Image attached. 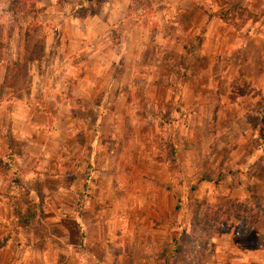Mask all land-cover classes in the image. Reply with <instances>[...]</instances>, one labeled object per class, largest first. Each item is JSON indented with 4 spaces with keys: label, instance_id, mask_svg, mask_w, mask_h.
<instances>
[{
    "label": "crops",
    "instance_id": "crops-1",
    "mask_svg": "<svg viewBox=\"0 0 264 264\" xmlns=\"http://www.w3.org/2000/svg\"><path fill=\"white\" fill-rule=\"evenodd\" d=\"M8 5L10 0H0V264H60V259H67L68 264H90L94 246L90 241H67L58 235L60 226L53 223L50 232L55 229V234L43 236L47 226L37 220L38 202L67 198L74 202L81 192L84 200L90 201L92 185L99 200L104 199L106 191L102 193L103 187L96 185L105 186L108 179L88 178L86 169L92 165L106 171L110 163L116 169L122 159L119 153L133 145L130 152L139 154L140 146L133 136L129 146L97 145L91 140L96 128L100 132L109 120L116 135L117 123L124 116L122 109L132 104L131 92L137 90L144 109L141 120L152 121L153 135L158 137L166 126L159 129L154 121L163 118L166 105L190 104L199 111L198 106L213 102L209 96L217 85L195 77L173 81L165 76L164 68L166 74L174 72L173 68H196V77L212 73L220 51L229 55L241 39H236L227 20L214 15L213 10L226 6L219 0H154L155 29L130 20L128 0L102 3L98 13L90 1L80 3L77 9L71 0H35L33 9L20 13L17 20L10 17ZM248 22L244 20L242 26L250 28ZM253 24L259 25L258 37H264V20L258 18ZM32 25L39 33L29 30H34ZM113 33L119 39L111 45ZM248 33L244 40H250ZM222 41L226 45L220 50ZM186 42L194 46L193 53L181 51ZM35 43H39L40 53L32 58ZM74 57L77 64L72 62ZM185 59L189 66H180ZM108 60L124 65L120 81L108 84ZM204 60L208 68H203ZM91 61L96 67L92 68ZM160 71L165 78L157 81ZM108 88L111 94L106 92ZM93 97H102L93 116L76 113V105L84 109ZM132 119L135 123L136 118ZM84 137L89 140L85 144ZM159 143L154 140L148 157L136 155L133 162L148 161L153 168L166 169V151L159 149ZM245 198L248 196L238 199ZM55 207L57 212L62 209ZM76 214L73 208L67 214L73 224L63 228L64 233L90 231ZM263 238L259 234L260 248H264ZM103 253L110 258L109 252ZM239 259L240 255L234 257V261ZM254 263L264 264V252Z\"/></svg>",
    "mask_w": 264,
    "mask_h": 264
},
{
    "label": "rangeland",
    "instance_id": "rangeland-1",
    "mask_svg": "<svg viewBox=\"0 0 264 264\" xmlns=\"http://www.w3.org/2000/svg\"><path fill=\"white\" fill-rule=\"evenodd\" d=\"M26 1L35 3V0ZM87 1L95 3V13L102 3L110 2L71 0L77 9ZM152 1L128 0L127 16L155 29ZM219 2H225L226 6L213 13L227 20L238 36L236 39H241L235 49L229 55L224 49L220 51V60L212 65L215 70L209 74L203 72L199 77H196V68H173L170 74H166V68L162 69L173 81L195 77L196 81L216 83V89L209 90L213 102L198 106L199 111L190 104L166 105L163 115L166 120L154 121L159 129L166 126V131L162 130L155 138L152 121L141 120L144 109L140 107V93L133 90L134 100L127 110L122 109L124 116L117 123L119 132L115 135L114 123L107 120L100 132L96 128L91 140L114 148L115 145L129 146L133 136L138 140L140 149L136 152L139 154L135 150L130 152L131 145L118 154L122 159L116 169L111 163L106 171L92 165L86 169L88 178L105 176L108 179L105 186L96 185L103 187L102 193L106 191L104 199L99 200L97 188L92 185L90 201L84 200L81 192L74 202L68 198L38 202L37 220L41 219L43 226H47L44 237L55 234V229L50 232V223H53L60 226L58 235L67 241H90L94 245L90 250V264H228L239 255L240 259L242 255L245 257L233 264H257L254 262L263 256L264 248H260L263 244L257 240L259 234L264 237V37H258L261 31L253 22L258 18L264 20V0ZM12 6L8 5L10 17L17 20L22 13L18 8L23 5L18 3L15 9ZM244 20L249 21L250 28L242 26ZM214 29L219 32V28ZM29 30L39 33L35 27ZM248 32L250 40H244ZM118 39L113 33L111 45ZM187 44L182 43L181 51L193 53L194 46ZM225 45L222 41L220 50ZM39 48V43L32 46V58L39 55ZM72 62L77 64L76 57ZM203 63V68H208L205 60ZM90 64L93 68L95 62ZM184 64L187 67L190 62L186 59L179 62L180 66ZM124 71L122 63L108 60V84L120 81ZM158 74L157 81H162L163 72ZM110 90L106 92L111 94ZM100 101L102 97H93L84 109L76 105L75 111L93 116L96 113L93 108ZM108 105H104L106 112L110 111ZM86 138L83 144L89 141ZM154 140L160 142L159 149L166 151V169L153 168L148 161L133 162L136 155L148 157V148ZM111 151L109 155L114 157ZM243 195L248 198L239 200ZM55 206L61 207V211L57 212ZM72 208L79 223L90 227V231L82 235L62 231L73 224L72 217L67 216ZM105 250L110 258L104 255ZM59 263L68 264V260L60 259Z\"/></svg>",
    "mask_w": 264,
    "mask_h": 264
},
{
    "label": "trees",
    "instance_id": "trees-1",
    "mask_svg": "<svg viewBox=\"0 0 264 264\" xmlns=\"http://www.w3.org/2000/svg\"><path fill=\"white\" fill-rule=\"evenodd\" d=\"M18 3L23 5L22 8H18L19 11H21V12H25L26 10L30 11L33 9L34 1L31 3H28L26 0H24V1L10 0V6L13 4L12 8H14V9H15V7L17 8Z\"/></svg>",
    "mask_w": 264,
    "mask_h": 264
}]
</instances>
